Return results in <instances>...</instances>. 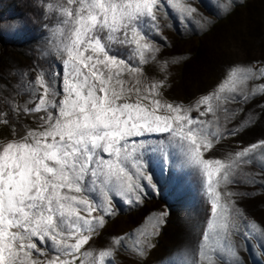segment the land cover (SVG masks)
<instances>
[{"label": "snow or ice", "instance_id": "snow-or-ice-1", "mask_svg": "<svg viewBox=\"0 0 264 264\" xmlns=\"http://www.w3.org/2000/svg\"><path fill=\"white\" fill-rule=\"evenodd\" d=\"M169 6L189 23L212 24L191 0H34L45 36L35 63L0 76V124L9 130L0 143V264L147 257L169 210H149L142 219L155 223L136 229L132 247L128 233L105 229L120 205L140 210L146 189L156 190L150 152L198 178L207 230L185 264H247L245 252L264 255V220L248 209L264 194V137L217 155L228 138L264 126V102L253 104L264 96V60L227 65L187 102L168 99L170 68L183 59L161 55L173 46ZM99 237L106 239L97 245Z\"/></svg>", "mask_w": 264, "mask_h": 264}, {"label": "rangeland", "instance_id": "rangeland-1", "mask_svg": "<svg viewBox=\"0 0 264 264\" xmlns=\"http://www.w3.org/2000/svg\"><path fill=\"white\" fill-rule=\"evenodd\" d=\"M186 2L188 0H177L178 4ZM191 2L212 24H204L201 19L189 23L178 10L169 6L165 20L170 27L165 34L173 46L161 53L183 57L179 65L171 66V86L165 85L164 94L168 99L184 102L215 85L227 65L264 60V0ZM36 15L34 0H0V76L10 68L19 74L35 63L33 49L38 40L45 39L39 24L34 22ZM144 67L146 71H151L150 65ZM259 83V80L252 81L250 86H258ZM257 101L264 102V96L257 95L253 104ZM28 123L34 125L35 121L29 120ZM262 137L264 126L240 137H230L223 142L227 147L217 155L222 156L225 151ZM7 138L9 130L6 125L0 124V143ZM146 162L156 190L146 189L148 195L140 210L129 211L125 205H120L124 211L117 213L105 231L128 233L125 242L132 247L136 243L134 237L139 235L136 229L143 225L151 230L155 223V218L148 220L142 217H146L149 210L167 209L171 217L165 228L153 238L155 248L149 251L147 257L126 254L119 264H185L201 239V231L207 230L198 178L187 168H176L171 160L163 161L157 153H148ZM248 209L257 221L264 220V194L256 192L254 199L248 202ZM104 239L97 238V245L102 244ZM258 251L244 253L247 264H264V255L258 254Z\"/></svg>", "mask_w": 264, "mask_h": 264}]
</instances>
